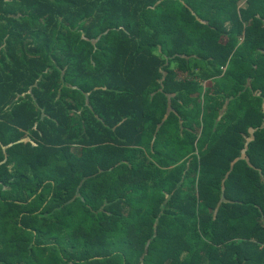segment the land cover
I'll return each instance as SVG.
<instances>
[{
    "label": "trees",
    "instance_id": "1",
    "mask_svg": "<svg viewBox=\"0 0 264 264\" xmlns=\"http://www.w3.org/2000/svg\"><path fill=\"white\" fill-rule=\"evenodd\" d=\"M0 264H264V0H0Z\"/></svg>",
    "mask_w": 264,
    "mask_h": 264
}]
</instances>
